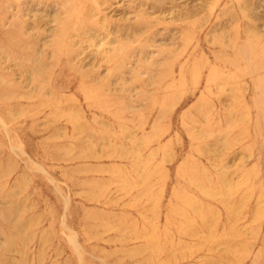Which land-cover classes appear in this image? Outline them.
Instances as JSON below:
<instances>
[{"label": "rangeland", "instance_id": "rangeland-1", "mask_svg": "<svg viewBox=\"0 0 264 264\" xmlns=\"http://www.w3.org/2000/svg\"><path fill=\"white\" fill-rule=\"evenodd\" d=\"M0 264H264V0H0Z\"/></svg>", "mask_w": 264, "mask_h": 264}]
</instances>
